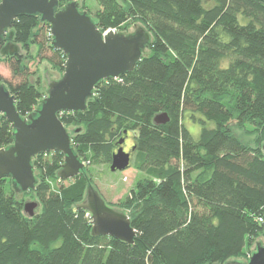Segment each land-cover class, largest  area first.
Here are the masks:
<instances>
[{
  "label": "trees",
  "instance_id": "16d2710c",
  "mask_svg": "<svg viewBox=\"0 0 264 264\" xmlns=\"http://www.w3.org/2000/svg\"><path fill=\"white\" fill-rule=\"evenodd\" d=\"M66 0H58L62 7ZM100 32L138 24L150 41L135 68L94 88L84 112L58 114L79 131L71 143L88 166L109 167L118 142L133 135V167L144 173L118 203L135 231L133 244L91 236L77 209L89 179L63 185L58 152L32 159L33 216L9 178L0 179V264H224L244 258L264 236V0H95ZM24 55L1 57L0 76L26 117L45 97L28 63L46 59L63 72L65 55L50 46L37 16L12 21ZM6 38L0 43V49ZM36 47L35 55L30 48ZM168 121L156 124L157 115ZM185 119L199 125L193 136ZM254 136L252 143L236 135ZM13 129L0 115V149ZM124 143V142H123ZM55 183L56 187H52ZM10 184V185H9Z\"/></svg>",
  "mask_w": 264,
  "mask_h": 264
},
{
  "label": "water",
  "instance_id": "95a60500",
  "mask_svg": "<svg viewBox=\"0 0 264 264\" xmlns=\"http://www.w3.org/2000/svg\"><path fill=\"white\" fill-rule=\"evenodd\" d=\"M79 2L71 1L63 7L58 0H0V57L19 53L12 42V21L20 16H37L49 26L50 46L65 55L63 73L57 80H50L42 64L46 96L35 111L21 117L15 108V97L4 84H0V115L13 129V143L0 149V179L9 178L16 193L33 191L37 184L32 159L38 154L58 151L63 164L56 177L65 182L84 174L85 164L75 152L71 135L58 118L62 112L75 113L86 110L87 101L93 97L95 86L104 80H116L131 72L141 60L150 34L140 25L133 26L132 33L100 32L97 24L85 11L79 10ZM156 124L168 121L166 114L153 119ZM79 130L77 129L75 133ZM123 142L113 153L109 170L123 171L129 167L131 152L123 150ZM264 152V142L262 145ZM36 204L29 202L24 210L33 216ZM77 209L86 211L91 219V236H109L127 244H133L135 231L129 217L121 210L108 206L94 187L88 183L83 200ZM224 264H264V244L260 239L255 251L246 263L229 260Z\"/></svg>",
  "mask_w": 264,
  "mask_h": 264
},
{
  "label": "rangeland",
  "instance_id": "374dc122",
  "mask_svg": "<svg viewBox=\"0 0 264 264\" xmlns=\"http://www.w3.org/2000/svg\"><path fill=\"white\" fill-rule=\"evenodd\" d=\"M71 1H78L79 7L81 11H85L88 15H93L94 12L98 9L97 3L95 0H71ZM133 26H130L126 31H124L125 34L132 33ZM6 42H4L5 44ZM3 44V45H4ZM19 47V54L24 55V52L22 51L20 45H17ZM36 53V47L32 46L30 48V54L35 55ZM42 64L46 65L48 68L49 73L55 74L53 78L50 77V80H57L61 77L62 73L57 71L53 66L46 60H40L35 59L34 61L29 62L28 68L30 73H34L32 75V80L36 79L37 77L40 78L42 83V88L45 92L46 96V85L44 84V81H42L43 78V72L41 70ZM0 76L5 79L6 81L15 83L17 82V79L13 78L9 69V66L1 61L0 57ZM185 124L190 131V133L193 136H197L199 133V125L192 124L188 119H185ZM69 134L72 136L74 132L76 131V128L74 127H68L66 128ZM236 135L241 137V139L244 142L252 143L254 136H245L241 133V131L237 130ZM132 142H133V135L132 133H129L127 135V138L125 139L122 147L129 151L132 148ZM133 158L130 157V163L129 167L123 171H114L111 172L109 170V167L106 165H94V166H88L86 162L82 160V162L85 164L84 171L86 173L87 178L89 179L90 184L94 187V189L99 193L101 198L104 200V202L115 209L121 210L124 213H126L123 209H120L118 206V203L121 202L128 194L129 192L135 187L136 183L144 178L145 174L137 171L133 167ZM72 180V179H71ZM68 181L63 182V185H67ZM10 185V184H9ZM52 187H56L55 183H51ZM17 198L24 200V203L34 202L36 199L33 195H23L20 193H17ZM260 244H264V236H261L260 238ZM258 240L256 241V243ZM255 245L247 251V254L244 258L241 259H235L237 261H241L243 263H246L248 258L251 256V252L255 251Z\"/></svg>",
  "mask_w": 264,
  "mask_h": 264
},
{
  "label": "built area",
  "instance_id": "2783aa9c",
  "mask_svg": "<svg viewBox=\"0 0 264 264\" xmlns=\"http://www.w3.org/2000/svg\"><path fill=\"white\" fill-rule=\"evenodd\" d=\"M114 32L115 30H108ZM116 32V31H115ZM260 223H264V217L258 219Z\"/></svg>",
  "mask_w": 264,
  "mask_h": 264
},
{
  "label": "flooded vegetation",
  "instance_id": "af4514ba",
  "mask_svg": "<svg viewBox=\"0 0 264 264\" xmlns=\"http://www.w3.org/2000/svg\"><path fill=\"white\" fill-rule=\"evenodd\" d=\"M65 2H66V3H65L63 6H65L67 3L71 2V0H66ZM63 6H62V7H63ZM79 10H80V7H79ZM80 11H81V10H80ZM123 150H124L125 152H129V151H126L124 148H123Z\"/></svg>",
  "mask_w": 264,
  "mask_h": 264
}]
</instances>
